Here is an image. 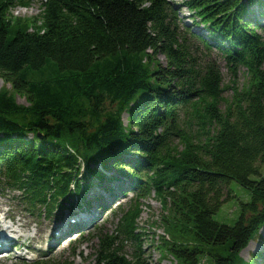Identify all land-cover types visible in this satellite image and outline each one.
Returning a JSON list of instances; mask_svg holds the SVG:
<instances>
[{
  "label": "trees",
  "instance_id": "1",
  "mask_svg": "<svg viewBox=\"0 0 264 264\" xmlns=\"http://www.w3.org/2000/svg\"><path fill=\"white\" fill-rule=\"evenodd\" d=\"M27 3L0 0V78L10 85L0 86V191L16 190L40 215L68 208L69 218L106 207L127 188L134 201L153 189L167 211L169 238L161 239L175 264H198L201 242L226 247L212 253L214 264H264V236L250 259L239 255L264 226V0H183L196 30L178 24L171 0H40L20 20L11 9ZM193 38L245 67L222 111L218 71L193 62ZM196 90L212 92L204 135L181 136L171 150L180 109ZM230 179L250 191L232 224L213 217ZM139 203L114 234L99 236L86 264H145ZM185 231L195 242L182 239Z\"/></svg>",
  "mask_w": 264,
  "mask_h": 264
},
{
  "label": "rangeland",
  "instance_id": "2",
  "mask_svg": "<svg viewBox=\"0 0 264 264\" xmlns=\"http://www.w3.org/2000/svg\"><path fill=\"white\" fill-rule=\"evenodd\" d=\"M27 1V4H17L11 9L12 13L19 17L20 20L33 16L40 9V0ZM171 2L178 8L180 17L178 24L180 26L189 24L195 30L196 28L198 29L199 26L191 25L188 8L182 5L183 0H171ZM260 18L263 22L264 18ZM186 37L190 36L186 35ZM188 44L189 54L193 62L197 63V67L200 66L203 71L208 68V65H213L218 71L219 83L216 102L218 109L222 111L230 101L233 88L236 86L240 87L242 82L245 81V67L243 65L229 66L227 59L220 50L215 47L207 48L196 38L188 41ZM157 57L162 62H166V58L162 53H158ZM2 85L10 88V85L4 83L0 78V86ZM211 93L207 90V93L204 92V96L201 97L196 90L190 104L180 109L178 133L174 134L168 142L171 150H174V146L179 149L182 147V143H180L181 136L193 138V140L197 141L204 135V127L206 126L204 121L206 118L201 116V113L207 103L212 100ZM205 98L206 100H204ZM16 99L17 102L26 103L24 96L20 94H16ZM123 118H125V113H123ZM110 172L117 174L113 170ZM259 172L264 174V161L259 164ZM251 176L258 177L259 175L253 174ZM121 180L123 182L127 179L122 177ZM229 188L231 191L230 195L227 196V189ZM17 194L16 190H11L10 188L0 191V231L3 230L1 229L2 224L5 223L7 225L10 224L14 230L19 231L12 233V238L9 239L7 246L0 247V264H21L24 259H26L25 261L48 260L54 262V264L89 263L94 256L93 253L97 247L99 236L104 233L114 234L117 230L120 216L135 202H140V212L136 221L138 229L144 230L141 256L145 264L176 263L175 257L167 249V244L161 239L162 236L164 239L169 238L166 233V226L162 220V214L167 211L165 207H162L160 197L155 194L153 189L145 196L134 201L136 193L127 188L123 190V193H120L122 194L121 196H117V199H112L106 207L94 206L91 212L83 213L84 216L79 214L75 220L77 225H74V222L69 221L68 217H65L68 208L57 211L56 215H40L37 208H26L24 200L19 198ZM223 196H226V200L220 204L213 217L222 222L232 224L240 213L241 201L250 199V191L235 179H230L228 184L223 185ZM19 223L24 226H18ZM173 231L177 232V230ZM173 231L171 230V232ZM181 234L183 240L195 242L191 232L185 231L181 232ZM173 236L176 237L174 232ZM262 236H264V226L249 241L251 244L248 245V243V246L240 251V257L245 260L250 259L249 253L260 247ZM123 244L125 254L128 258H131L133 244L126 240H124ZM200 245L203 251L198 254L200 260L198 264H214L212 253H226L227 250L222 244L213 245L201 242Z\"/></svg>",
  "mask_w": 264,
  "mask_h": 264
},
{
  "label": "bare ground",
  "instance_id": "3",
  "mask_svg": "<svg viewBox=\"0 0 264 264\" xmlns=\"http://www.w3.org/2000/svg\"><path fill=\"white\" fill-rule=\"evenodd\" d=\"M95 209V208H94ZM91 212V211H90ZM1 216V215H0ZM1 220V219H0ZM18 226H24L23 224H20ZM3 231L1 232L0 235V247H5L9 243V239L12 238V233L19 232L18 230H14L10 224L7 225V223L2 224ZM13 240V239H12Z\"/></svg>",
  "mask_w": 264,
  "mask_h": 264
},
{
  "label": "water",
  "instance_id": "4",
  "mask_svg": "<svg viewBox=\"0 0 264 264\" xmlns=\"http://www.w3.org/2000/svg\"><path fill=\"white\" fill-rule=\"evenodd\" d=\"M102 264H110V263H102Z\"/></svg>",
  "mask_w": 264,
  "mask_h": 264
}]
</instances>
